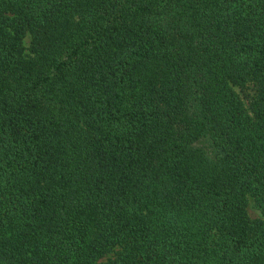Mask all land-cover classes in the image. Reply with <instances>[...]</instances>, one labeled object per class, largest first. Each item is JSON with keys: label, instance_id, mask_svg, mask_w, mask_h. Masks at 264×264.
Returning a JSON list of instances; mask_svg holds the SVG:
<instances>
[{"label": "trees", "instance_id": "1", "mask_svg": "<svg viewBox=\"0 0 264 264\" xmlns=\"http://www.w3.org/2000/svg\"><path fill=\"white\" fill-rule=\"evenodd\" d=\"M0 264H264V0H0Z\"/></svg>", "mask_w": 264, "mask_h": 264}, {"label": "rangeland", "instance_id": "2", "mask_svg": "<svg viewBox=\"0 0 264 264\" xmlns=\"http://www.w3.org/2000/svg\"><path fill=\"white\" fill-rule=\"evenodd\" d=\"M248 213L251 217H261L260 212L253 207L252 202L250 200L249 206H248Z\"/></svg>", "mask_w": 264, "mask_h": 264}]
</instances>
